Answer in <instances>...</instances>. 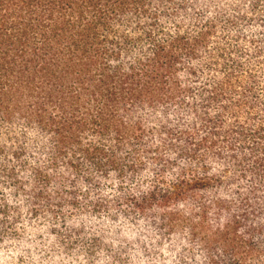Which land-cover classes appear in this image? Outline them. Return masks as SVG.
Listing matches in <instances>:
<instances>
[{
    "label": "trees",
    "instance_id": "16d2710c",
    "mask_svg": "<svg viewBox=\"0 0 264 264\" xmlns=\"http://www.w3.org/2000/svg\"><path fill=\"white\" fill-rule=\"evenodd\" d=\"M0 264H264V0H0Z\"/></svg>",
    "mask_w": 264,
    "mask_h": 264
}]
</instances>
